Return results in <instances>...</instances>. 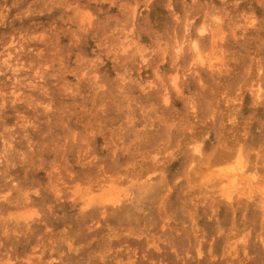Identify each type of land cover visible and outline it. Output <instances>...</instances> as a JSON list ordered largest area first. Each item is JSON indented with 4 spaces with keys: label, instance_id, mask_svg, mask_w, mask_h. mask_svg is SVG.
<instances>
[{
    "label": "rangeland",
    "instance_id": "obj_1",
    "mask_svg": "<svg viewBox=\"0 0 264 264\" xmlns=\"http://www.w3.org/2000/svg\"><path fill=\"white\" fill-rule=\"evenodd\" d=\"M0 264H264V0H0Z\"/></svg>",
    "mask_w": 264,
    "mask_h": 264
}]
</instances>
